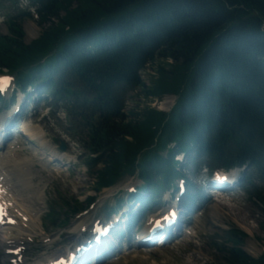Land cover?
<instances>
[{
    "label": "trees",
    "instance_id": "1",
    "mask_svg": "<svg viewBox=\"0 0 264 264\" xmlns=\"http://www.w3.org/2000/svg\"><path fill=\"white\" fill-rule=\"evenodd\" d=\"M32 1L42 31L27 43L18 17L8 16L0 71H19L20 88L39 80L48 90L59 69L71 71L74 78L52 93L101 154L87 160L97 190L138 172L157 193L177 173L180 149L209 155L211 167L249 162L250 179L264 177V0ZM45 58L49 77L37 66ZM149 64L157 72L151 84L141 74ZM137 88L147 99H178L170 112L150 105L123 111ZM172 141L177 146L162 157ZM255 195L264 212V197ZM63 208L76 210L64 200L52 209L55 221ZM246 234L234 226L212 238L221 264H264V252L243 249Z\"/></svg>",
    "mask_w": 264,
    "mask_h": 264
},
{
    "label": "rangeland",
    "instance_id": "2",
    "mask_svg": "<svg viewBox=\"0 0 264 264\" xmlns=\"http://www.w3.org/2000/svg\"><path fill=\"white\" fill-rule=\"evenodd\" d=\"M29 2L30 0H20V4L18 3V7L15 8V6H11L13 0H0V34H9L6 21L7 13L11 9L12 14L20 16L17 22L23 28L25 41L29 43L39 37L42 28L38 23L35 8L29 7ZM26 11H28L27 14H25ZM152 76H157L156 70L152 68L151 64L146 65L142 72L143 79L150 83ZM140 92V88H137L128 94L125 103L126 112L129 113L130 109L134 108H143L145 105L170 111L177 99L174 95H165L162 99H147L144 94H138ZM49 109L50 107L46 108L45 105L40 106V111L32 121L21 122L19 126L29 136L31 134L30 127L35 124L38 123L41 127H46L43 138L38 141L37 147H34L41 154L42 159L46 158L52 161L53 151L59 147L58 142L63 141L66 144V149L63 150L65 154L59 156L56 165L52 166L56 172L49 170L51 177H49V185L43 196L45 209L48 211L51 204L58 207V205H62L63 200H66L72 208L85 206L88 196L98 195L95 192V178L83 163L87 155L92 156L85 146L89 142V135L85 134L88 128L76 120H69L62 109L56 110L55 113L51 111L53 115ZM28 147L31 148L29 145ZM41 163L43 160H40ZM196 170L189 169L191 180L206 189L208 184V180L205 178L206 174L202 173L200 176H196L193 173ZM141 183L140 179L128 174L114 187L101 191L100 195L114 194L128 184L140 185ZM257 186L256 189L264 197V180H258ZM249 190L252 189L249 188ZM248 192L245 188L221 192V196H216L214 201L205 206L203 215L196 218L193 235L189 238L176 239L174 243L163 247L131 249L123 253L120 260L113 264H221L222 257L213 246L212 238L221 237L224 230L234 226L247 233L243 241V249L252 256L258 257L264 252V212L261 208L262 203L256 199V195L249 197ZM36 199H41V196ZM36 199L33 200V204ZM201 202L200 200V204ZM33 207L37 206L33 205ZM98 209L99 203L85 213L76 216L73 211L65 212L63 208L60 211L62 221L58 222L59 225L54 228L49 222L45 226L46 222H44L41 233L52 235L55 240L63 238L65 245H68L75 239L74 233L78 222L82 219L89 221L98 212ZM189 211L186 209L187 214ZM38 223L40 224V221ZM39 227L37 231H39Z\"/></svg>",
    "mask_w": 264,
    "mask_h": 264
},
{
    "label": "bare ground",
    "instance_id": "3",
    "mask_svg": "<svg viewBox=\"0 0 264 264\" xmlns=\"http://www.w3.org/2000/svg\"><path fill=\"white\" fill-rule=\"evenodd\" d=\"M25 129V128H24ZM30 132V131H29ZM28 134V133H27ZM33 137V134H30V138ZM8 154H0V161L3 160L5 157H7ZM9 157V155H8ZM8 167V166H7ZM23 169V168H21ZM16 171H12L11 169H5L2 172H0V177L3 178L2 182L0 183V187H7L10 188V192L14 196L16 200V207L19 217H20V223L17 224L16 226L19 229H22L23 231L29 232L31 229L38 230L39 227V221H40V216L37 207H33V200L34 198L29 199V204L26 203V200L19 198L18 196V191L22 190L24 186H28L29 182L27 180L22 178V182H19L20 188L16 185H14V181L11 179V176H13V173ZM37 193L36 198H40V194L38 191H35ZM14 200V201H15ZM40 200V199H39ZM36 201V200H35ZM37 203V202H36ZM39 224V225H38ZM4 239L0 238V246L5 247V246H10L11 238H8L7 236H3Z\"/></svg>",
    "mask_w": 264,
    "mask_h": 264
},
{
    "label": "water",
    "instance_id": "4",
    "mask_svg": "<svg viewBox=\"0 0 264 264\" xmlns=\"http://www.w3.org/2000/svg\"><path fill=\"white\" fill-rule=\"evenodd\" d=\"M63 148H65V145H62Z\"/></svg>",
    "mask_w": 264,
    "mask_h": 264
}]
</instances>
